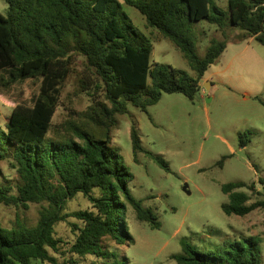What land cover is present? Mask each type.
<instances>
[{"label": "trees", "instance_id": "16d2710c", "mask_svg": "<svg viewBox=\"0 0 264 264\" xmlns=\"http://www.w3.org/2000/svg\"><path fill=\"white\" fill-rule=\"evenodd\" d=\"M135 7L149 27L159 30L183 53L196 76L170 65L152 64L153 45L139 32L123 7ZM0 13V90L7 92L28 80H40V96L33 105L16 104L5 126L0 125V162H8L17 181L0 185V204L28 210L43 205L39 219L29 226L17 218L12 228L0 225V264H124L116 245L135 242L127 223L131 205L142 222L161 226L158 217L137 200L130 183L134 175L113 144L118 116L129 106L141 111L155 105L163 93H180L194 101L208 70L226 51L228 37L212 39L204 57L190 33L206 21L222 31L236 28L264 45V0H228V12L214 0H8ZM77 58L89 72L84 91L91 100L82 123L68 125V135L50 138L54 107L61 85ZM135 160L144 151L139 130L132 124ZM241 146L247 141L240 135ZM168 169L159 156L150 154ZM224 159L221 160V163ZM1 173V171H0ZM256 183L222 185L228 202L226 215L246 216L264 208V198L250 203L251 194L264 197V178ZM15 187V188H14ZM16 189V192H14ZM247 189V190H244ZM83 195L90 207L67 212L68 203ZM72 219V220H70ZM70 221L72 238L56 232ZM260 237L242 236L214 250L182 241L177 264H263Z\"/></svg>", "mask_w": 264, "mask_h": 264}, {"label": "rangeland", "instance_id": "374dc122", "mask_svg": "<svg viewBox=\"0 0 264 264\" xmlns=\"http://www.w3.org/2000/svg\"><path fill=\"white\" fill-rule=\"evenodd\" d=\"M122 2L136 29L153 45L151 63L170 65L195 77L181 50L159 30L149 27L138 9ZM214 2L228 12V0ZM8 12V0H0V13ZM224 33L228 37L227 49L206 73L208 79L202 82L201 92L194 101L180 93H163L148 112L130 105L127 114L118 116L113 144L121 149L124 165L134 175L130 190L145 208L156 214L161 224L152 228L150 223L140 221L135 209L128 206L126 219L135 242L130 246L110 242L109 246L112 250L119 249L124 264H177L172 255L182 252L183 240L206 251L242 236L264 240V208L246 216L226 215L222 210V204L228 202L223 184L254 182L257 190L263 192L259 179L264 178V45L241 30L222 31L206 21L195 23L190 37L198 54L204 57L210 41L224 40ZM88 76L84 61L77 58L61 85L50 138L68 135V125L82 123L89 113L92 104L84 91ZM205 82L211 84L210 89H205ZM40 85V80H28L7 92L0 90L2 127L16 104L35 103L40 96ZM133 123L144 148L137 160L130 135ZM241 134L247 141L244 147L240 143ZM151 153L161 157L168 169L157 163ZM0 171V185L15 186L17 175L8 162H0ZM249 193L250 203L264 198ZM42 206L31 204L24 210L0 204V225L12 228L19 218L34 226ZM89 207L90 203L80 194L68 203L66 211ZM56 232L71 239L70 221L59 223ZM261 248L264 259V241ZM95 262L91 256L83 260V264ZM32 264L44 263L33 260Z\"/></svg>", "mask_w": 264, "mask_h": 264}, {"label": "water", "instance_id": "95a60500", "mask_svg": "<svg viewBox=\"0 0 264 264\" xmlns=\"http://www.w3.org/2000/svg\"><path fill=\"white\" fill-rule=\"evenodd\" d=\"M203 86L205 87V89H210L211 84H210L209 82H205V83L203 84ZM184 189L187 190V185L185 186Z\"/></svg>", "mask_w": 264, "mask_h": 264}, {"label": "crops", "instance_id": "0c3cea01", "mask_svg": "<svg viewBox=\"0 0 264 264\" xmlns=\"http://www.w3.org/2000/svg\"><path fill=\"white\" fill-rule=\"evenodd\" d=\"M206 79H208L207 76H205V78L203 79V81H205ZM203 81H202V82H203Z\"/></svg>", "mask_w": 264, "mask_h": 264}]
</instances>
